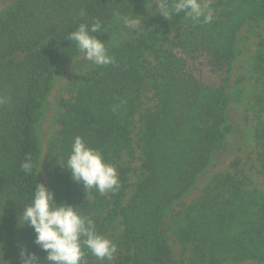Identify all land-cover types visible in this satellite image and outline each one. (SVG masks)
Returning <instances> with one entry per match:
<instances>
[{"label": "trees", "instance_id": "1", "mask_svg": "<svg viewBox=\"0 0 264 264\" xmlns=\"http://www.w3.org/2000/svg\"><path fill=\"white\" fill-rule=\"evenodd\" d=\"M153 2L22 0L0 20V264H21V247L35 252L40 264H45L46 253L34 243L33 229L19 226L17 218L30 203L35 185L41 183L38 125L46 102L56 80L80 52L68 40L69 33L81 23L99 20L103 31L94 35L107 43L124 32L123 17ZM213 8L211 23H196L181 13L170 21L160 20L156 30L146 35H129L109 51L115 64L92 72L76 97L64 103L55 153L58 203L79 206L82 215L94 219L100 234L106 222L120 216L128 250L120 264H172L169 238L163 233L167 217L195 187L213 156L224 150L232 132L226 113L243 93L241 88L229 91L240 32L248 24L264 23V0H224ZM81 10L86 15L81 16ZM173 21L182 26L158 54L157 34L166 33L162 29L169 30ZM152 50L158 54L157 63L149 69L144 56ZM254 63L258 78L253 105L263 116L256 135L258 162L264 176L263 37ZM149 74L156 106L141 118L134 134L132 120ZM114 105L119 106L116 112ZM76 136L113 165L125 152L136 150L138 138L146 177L126 206L120 205L122 190L117 192V202L97 191L96 201L88 204L85 198L95 189L86 193L59 165L66 162ZM28 157L34 165L30 175L21 169ZM245 186L234 176H223L187 208V224L177 231L175 241L189 246L191 264L264 262V192ZM83 250L89 264L93 255Z\"/></svg>", "mask_w": 264, "mask_h": 264}, {"label": "rangeland", "instance_id": "2", "mask_svg": "<svg viewBox=\"0 0 264 264\" xmlns=\"http://www.w3.org/2000/svg\"><path fill=\"white\" fill-rule=\"evenodd\" d=\"M22 0H0V20ZM224 0H210L212 14L215 13L213 4ZM226 1V0H225ZM223 8L221 5L220 9ZM137 15L143 17L142 29L133 33L125 27L124 32L111 38L107 43L109 51L116 47L121 41L132 36H142L156 30V24L160 20L167 21L157 13L156 2L138 7L131 18ZM182 26L173 21L162 32L157 34L156 49L158 54L165 50L171 41L177 36V29ZM264 38V23H255L246 25L240 32V39L237 45L239 53L238 59L233 66V74L229 85V91L232 92L241 88L243 93L240 101L233 103L227 110V119L232 126V132L229 134L224 150L216 153L211 161L209 168L197 180L195 187L191 192L173 207L170 215L167 217L166 225L163 227V233L167 236V248L170 251L169 260L172 264H191V251L189 246L175 241L177 231L187 224L184 213L192 203H196L204 195L206 188L211 187L215 182L227 175H231L246 183V189L249 191L264 192V176L261 173V166L258 162L259 143L256 138L257 131L260 128L263 116L253 105V97L256 91V80L258 78L255 69L254 57L257 52L258 43ZM157 52L152 50L145 54L144 60L149 69L155 68ZM101 66H96L84 58V54L79 52L75 60L66 66L65 73L55 82L54 88L46 102L44 116L38 125V135L40 141L41 154L38 159V176L41 181L55 195L58 203L54 178L57 171L56 151L59 144L61 126L59 119L64 113V103L72 101L84 84V80ZM153 74V73H152ZM149 74L146 78L145 87L141 93L138 103V113L134 116L133 128L136 134L141 126V118L156 106L154 98V80L153 75ZM241 78L244 80L241 81ZM138 138L135 137L134 152H125L121 161L114 165L120 181V188L117 191H109L104 195L108 201L117 202V192L122 190L124 196L120 201L121 206H126L136 192L138 183L146 177L144 170L143 155L138 148ZM40 168V170H39ZM126 169L127 171H125ZM96 190L90 192L85 198L88 204L96 201ZM113 205L110 207L112 208ZM106 216V214H104ZM102 235L109 238L116 246V251L111 260L101 261L92 257L89 264H120L128 255L126 241L123 238L124 227L121 223V217H116L105 223ZM239 264H264L258 261H245Z\"/></svg>", "mask_w": 264, "mask_h": 264}, {"label": "clouds", "instance_id": "3", "mask_svg": "<svg viewBox=\"0 0 264 264\" xmlns=\"http://www.w3.org/2000/svg\"><path fill=\"white\" fill-rule=\"evenodd\" d=\"M156 9L159 15L169 21L181 13L196 23H211L214 19L210 0H156ZM80 15L86 13L81 10ZM116 15L119 16V13ZM142 20L141 15L123 17L125 27L132 33L143 28ZM102 31L103 25L95 20L91 24L81 23L77 30L68 35V40L76 43L84 58L96 66L116 62L106 43L94 35ZM0 102H3L2 99ZM118 107L114 105L113 112ZM59 165L70 172L71 179L82 185L86 193L95 189L104 194L120 188L115 166L106 163L101 151L89 147L81 136L74 138L66 162ZM33 166L31 157H28L22 162L21 169L30 175ZM78 207L67 202L57 203L54 193L40 182L35 185L30 203L22 207L17 218L18 225L33 229L34 243L46 253L45 264H87L84 248L98 260H111L116 251L115 244L100 234L94 219L82 215ZM20 260L21 264H40L37 254L26 247H21Z\"/></svg>", "mask_w": 264, "mask_h": 264}]
</instances>
